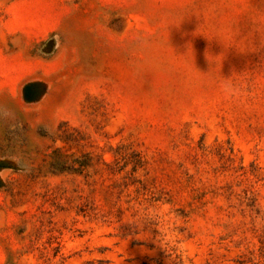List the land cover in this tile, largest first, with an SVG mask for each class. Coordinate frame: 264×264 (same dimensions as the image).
<instances>
[{
	"label": "rangeland",
	"instance_id": "374dc122",
	"mask_svg": "<svg viewBox=\"0 0 264 264\" xmlns=\"http://www.w3.org/2000/svg\"><path fill=\"white\" fill-rule=\"evenodd\" d=\"M0 163V264H264V0H0Z\"/></svg>",
	"mask_w": 264,
	"mask_h": 264
},
{
	"label": "water",
	"instance_id": "95a60500",
	"mask_svg": "<svg viewBox=\"0 0 264 264\" xmlns=\"http://www.w3.org/2000/svg\"><path fill=\"white\" fill-rule=\"evenodd\" d=\"M36 87L34 85H28L23 88V98L26 102H31L36 98ZM4 167L3 163H0V169Z\"/></svg>",
	"mask_w": 264,
	"mask_h": 264
}]
</instances>
